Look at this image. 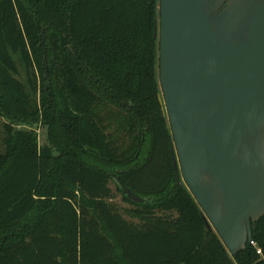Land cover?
I'll return each instance as SVG.
<instances>
[{"label":"trees","instance_id":"obj_1","mask_svg":"<svg viewBox=\"0 0 264 264\" xmlns=\"http://www.w3.org/2000/svg\"><path fill=\"white\" fill-rule=\"evenodd\" d=\"M158 17V0H0V264H264V217L232 257L176 178Z\"/></svg>","mask_w":264,"mask_h":264},{"label":"water","instance_id":"obj_2","mask_svg":"<svg viewBox=\"0 0 264 264\" xmlns=\"http://www.w3.org/2000/svg\"><path fill=\"white\" fill-rule=\"evenodd\" d=\"M158 1L172 167L234 257L264 217V0Z\"/></svg>","mask_w":264,"mask_h":264},{"label":"rangeland","instance_id":"obj_3","mask_svg":"<svg viewBox=\"0 0 264 264\" xmlns=\"http://www.w3.org/2000/svg\"><path fill=\"white\" fill-rule=\"evenodd\" d=\"M68 51L72 54H76V52L74 51V49L72 48L71 45H69L67 47ZM38 77V82H39V76ZM18 79L22 82H24L26 84L27 82V78L25 76V73L23 72L22 68L19 66V76H18ZM40 86L38 85V88ZM38 91H40V88L38 89ZM37 100L40 99V96H39V92L37 93V96H36ZM7 124V121L5 118L3 117H0V153H2L4 151V147H3V139L6 135V128H5V125ZM15 129H20V130H29V129H34L37 133V136H38V144L39 146H45L47 145L49 142H48V132H47V128L45 126H42V125H37V126H33L31 128L29 127H26V126H14ZM114 180L117 181L116 177H114ZM110 188L113 192V199H112V203L115 204L120 211L123 212V210H126V209H129L131 208V206L129 204H127L126 202H124L121 198V195L116 191V187H115V184L113 182L110 183ZM128 218V217H126Z\"/></svg>","mask_w":264,"mask_h":264}]
</instances>
